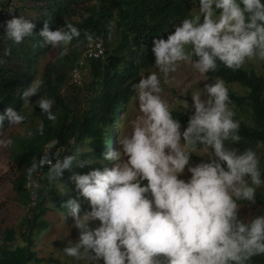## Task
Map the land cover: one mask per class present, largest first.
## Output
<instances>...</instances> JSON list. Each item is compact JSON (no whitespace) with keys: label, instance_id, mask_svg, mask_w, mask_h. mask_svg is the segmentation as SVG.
Instances as JSON below:
<instances>
[{"label":"clouds","instance_id":"9594fccd","mask_svg":"<svg viewBox=\"0 0 264 264\" xmlns=\"http://www.w3.org/2000/svg\"><path fill=\"white\" fill-rule=\"evenodd\" d=\"M198 4V14L174 25L166 39L153 38L157 71L133 84L139 115L119 137L118 147L100 160L111 166L71 172L68 179L77 195L63 207L78 238L62 249L67 256L85 264H250L264 255V214L249 218L239 211L240 202L255 204L256 190L264 186L260 156L252 148L234 146L241 141L240 122L234 119L225 81L212 78L191 92V104L178 101L190 112L183 128L161 95L181 63L204 75L220 65L237 70L249 60L264 61V0ZM0 26L13 43L35 35V24L23 16H12ZM39 36L45 45L66 52L80 31L71 23L51 30L45 21ZM86 38L93 40L91 34ZM9 54L5 49L4 55ZM42 84L38 77L31 81L21 95L25 104H32L30 98ZM35 104L48 120H56L51 99L39 95ZM25 118L8 107L0 114V126L5 120L19 125ZM84 151L76 147L56 159L49 180L97 162L84 157ZM193 155L202 159L192 164ZM185 170L190 173L186 179ZM80 197L89 208L82 209Z\"/></svg>","mask_w":264,"mask_h":264},{"label":"trees","instance_id":"16d2710c","mask_svg":"<svg viewBox=\"0 0 264 264\" xmlns=\"http://www.w3.org/2000/svg\"><path fill=\"white\" fill-rule=\"evenodd\" d=\"M88 1L90 0H32L31 8L36 13V18L32 21L35 24L33 30L35 35L24 38L20 43L2 44L0 40V57L4 61L0 63V114L4 113L6 108L13 107L25 116L32 107H35L34 113L40 118V124L38 126L34 124L30 137L17 140V147L11 153L13 167L16 166L19 172L13 181V188L18 201L28 207L30 213L20 233L16 228H7L2 234L0 232L2 235L0 264L43 262L63 264L54 259H40L35 251L36 233L51 226L45 219L49 211L47 202L51 201L61 212L66 213L63 204L69 197L77 195V190L68 189L63 194L57 191L58 185L68 177V170H64L60 180H49V168L39 167L45 145L57 141L58 146L62 147L60 154L62 158L72 153L79 145L88 143L92 151H88L86 157L97 159L96 168L106 166L108 161L101 163L100 160L114 144L116 123L122 120L119 113L127 107L135 94L133 84L137 83L139 74L151 62L153 38L166 39V31L170 24L190 16L196 5L194 3L198 2V0H99L98 7L88 6L87 10L91 11L89 17L82 21H74L72 14L76 13L80 4ZM6 5L7 2L3 7ZM16 16H19L18 6ZM45 21L49 23L51 30L71 23L80 31V36L74 38L72 42L83 45L81 61L84 63L83 67L88 69L90 80L86 85L82 84V81L80 84H73L76 88H86L83 90L87 92L83 100L85 106L79 110L70 108L59 95L62 77L56 69L57 64H51L46 68L39 94L30 98L32 104L27 106L21 99L22 92L36 78L39 59L52 49L51 46L45 45L43 38L39 36ZM0 23H3L1 19ZM114 26L120 29L118 31L120 38L110 36ZM86 34H91L93 40L89 41ZM98 39L103 41L105 57L85 58L84 53L90 42ZM5 49L10 50L7 56L4 55ZM76 67H79L78 64L73 67L71 73ZM207 75L225 81L231 100L230 106L239 111L234 119L240 122L241 141L234 146L241 151L245 148L256 151L259 146H263L264 151V77L255 70L244 67L232 70L223 65ZM56 81L58 83L54 84ZM233 84L241 86L244 94H237L231 87ZM39 95L53 98L62 108L60 112L52 110L57 117L55 121L48 120L46 114L35 104ZM241 112L248 114L247 119ZM172 115L180 120L183 128L187 124L190 112L172 110ZM8 126L10 125L5 120L3 126H0V132ZM260 167L264 174V154L260 160ZM30 168H33L31 173L28 172ZM37 176L39 186L42 184L43 188L39 189L35 203H32V191L27 185ZM240 204L250 206L252 209L249 218L264 214L263 189L257 188L255 204L249 202ZM1 209L0 204V211ZM18 237L21 238L23 245H15ZM250 264H264V255L253 257Z\"/></svg>","mask_w":264,"mask_h":264},{"label":"rangeland","instance_id":"374dc122","mask_svg":"<svg viewBox=\"0 0 264 264\" xmlns=\"http://www.w3.org/2000/svg\"><path fill=\"white\" fill-rule=\"evenodd\" d=\"M7 2V0H0V9L3 7V4ZM32 0H20L18 4V13L19 16H23L26 19L34 21L36 18V13L31 8ZM99 0H90L88 2L82 3L77 7V11L75 14H72V19L74 21H82L91 15V11H88V6H99ZM193 10L190 12V16L186 18H191L192 16L198 14L199 5L198 2ZM115 18L117 16L115 15ZM185 19V18H183ZM183 19L177 22H173L170 24L169 28L166 31L167 35L174 31V25L179 24ZM0 25H2L0 23ZM120 29L118 26H114L112 32H110V36H115L116 38L120 35L118 33ZM4 34V28L0 26V40L2 44H6L7 42H12L9 40ZM118 35V36H117ZM83 54V45L81 43H73L67 46V51H63L62 48L51 49L48 53H46L43 57L39 59V63L37 66V72L35 77L40 78L44 75V72L48 66L51 64H57V70L60 76L62 77V82L59 95L65 103L73 109H81L85 106L84 98L86 95V91L83 89L86 88H76L73 86L75 84L73 82L71 70L73 67L78 64L79 67H76L81 76L82 84L86 85L90 80V76L88 74V69L83 67L84 63L81 61V57ZM155 57L153 53L151 54V62L149 63L146 69H143L138 76V80L140 76L147 75L148 72L157 71L154 67ZM248 70H255L257 74L264 77V61L259 59H252L245 63L243 66ZM161 79L163 80V74H160ZM171 79L168 84H163V92L162 97L166 99L170 105L172 110L181 111L182 107L179 105L178 101L186 99L189 104H191V92L199 90V88H203L205 83H211L213 77H209L207 74H200L195 69L191 67L190 64L181 63L175 73L171 74ZM209 78L208 80H205ZM58 83V81L54 82V84ZM232 89L239 95L244 94V89L238 84L231 85ZM136 95L132 96L130 103L127 107L124 108L119 113V116L122 120L116 123V132L114 138V144L111 149H115L118 147V139L120 136L126 134L130 131L131 120H134L138 115V107L137 103L134 99ZM45 98L47 97L44 96ZM53 101L52 110L56 112H60L62 108L56 104L53 98L47 97ZM28 106V104H25ZM235 114H239V111L235 109V107L230 106ZM36 110L35 107H32L30 111L25 115V120L19 125H10L0 132V204L2 205V209L0 211V232L1 234L7 228H16L18 233H20L23 223L26 217L29 215L30 211L28 207L23 206L18 201V196L13 188V181L19 174L17 171V167H13V163L11 161V153L12 150L17 147L18 141L27 137H30L32 130L34 129V124H40V118L34 113ZM243 117L247 119L248 114L241 112ZM15 137V138H14ZM8 141H11L8 143ZM78 147L84 149L83 156L86 157L87 149L90 148L88 143L79 145ZM257 154L260 156V160L263 157L264 151L263 146H259L256 150ZM190 163L195 164L198 163L202 157L193 155ZM88 158V157H86ZM90 159V158H89ZM98 166V162L92 165H86L83 168L78 166H74L71 171L68 172V177L66 180L59 184L57 187V191L60 194L67 192L68 189L76 190L75 185L68 178L71 175L72 171L77 173H87L91 168H96ZM106 166H111V162L108 161ZM190 173H187L185 170V175L182 178H187ZM31 184L27 185V188L32 191V203H35V198L37 192L42 187V184L38 182H30ZM36 183V184H35ZM43 188V187H42ZM41 188V190H42ZM33 189V190H32ZM259 189H263L264 186ZM82 201V209L89 208L88 202L80 197ZM49 207V211L45 215V219L50 222L51 226L43 230L35 235V251L38 254L40 259L50 260L54 259L56 261H60L63 264H85L83 260H78L73 257L67 256L63 252V248L66 246L69 240L75 241L78 238V231L72 227L74 220L72 217L68 216L66 213L60 211V209L51 201L47 202ZM34 206V204H33ZM250 206L245 204H241L240 214L244 216H248L251 214ZM95 226V225H93ZM2 243V235H0V244ZM15 245H23L21 238L15 242ZM33 264H46L43 263H33Z\"/></svg>","mask_w":264,"mask_h":264},{"label":"built area","instance_id":"2783aa9c","mask_svg":"<svg viewBox=\"0 0 264 264\" xmlns=\"http://www.w3.org/2000/svg\"><path fill=\"white\" fill-rule=\"evenodd\" d=\"M20 0H8L7 5L5 7H2L0 9V19L2 21H5L7 19H11L12 16H16V9L19 4ZM12 10L9 12V10ZM84 57L87 59H100L105 57V49H104V44L102 39H98L96 41L90 42L88 45ZM72 78L73 82L76 84L81 83V76L80 72L77 68H75L72 71ZM73 143V141H71ZM62 152V147L58 146L57 141L55 143L49 142L48 144L45 145L44 151L42 153L39 167L41 168H50V166L55 162L56 159L60 158V154ZM38 175V174H37ZM31 179V182H38V178Z\"/></svg>","mask_w":264,"mask_h":264}]
</instances>
